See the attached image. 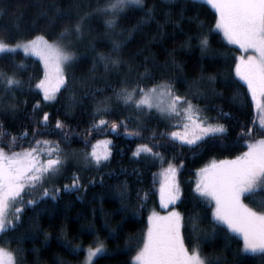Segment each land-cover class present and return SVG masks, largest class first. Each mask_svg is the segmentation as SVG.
Here are the masks:
<instances>
[{
	"label": "trees",
	"instance_id": "16d2710c",
	"mask_svg": "<svg viewBox=\"0 0 264 264\" xmlns=\"http://www.w3.org/2000/svg\"><path fill=\"white\" fill-rule=\"evenodd\" d=\"M105 2L0 0V39L15 43L43 35L70 45L75 56L65 67L66 87L56 99L45 103L35 88L43 75L40 61L20 50L0 54V72L15 73L22 81L13 91L0 85V126L8 133L0 145L6 146L11 136L26 129L28 139L18 140L12 151L34 145L32 129L47 112V131L39 129L42 134L35 139L58 143L68 159L61 173L46 177L43 185L50 192L60 189L57 198H41L43 188L26 194L25 201L36 199L37 203L25 207L13 230L0 233V246L16 254L18 264H82L84 247L102 243L105 251L92 264H131L142 246L149 210L159 206L162 173L172 162L174 166L183 164L176 175L180 199L170 206L182 215L185 246L191 251L198 245L201 256L219 258L220 264H264V253L237 254L242 247L238 237L226 240L218 229L214 238L206 239L215 227L213 205L201 201L193 191L197 168L210 159L241 154L246 150L244 140L237 139L241 129L246 131L253 122L256 129L260 126V115L247 87L235 76L237 49L214 30L215 11L199 0H144V11L130 9L115 28L106 26L105 17L90 15L79 37L69 31L61 38L65 29H72L81 16ZM148 8L152 9L151 19L144 14ZM204 35L209 41L207 51H202L199 43ZM114 41L120 43L116 50ZM101 55L118 58L121 63L109 64L106 69ZM125 82L129 90L135 84L147 89L170 83L177 94L202 110L201 115L222 123L226 131L197 145L172 140L174 124L168 117L154 109L137 110L117 98ZM38 101L40 107L34 110ZM97 107H106L107 112L96 114ZM101 118L107 124L97 130L93 125ZM57 120L64 123L63 131L56 129ZM113 122L118 124L115 131H111ZM102 138L111 142L110 155L99 166L76 163L70 156L91 151ZM260 138L258 132L251 137ZM144 144L160 158L144 153L134 156L138 145ZM74 175L79 176L81 187L66 190L64 186L72 184ZM261 199L264 193L244 202L256 207ZM193 217H198L196 232Z\"/></svg>",
	"mask_w": 264,
	"mask_h": 264
},
{
	"label": "snow or ice",
	"instance_id": "6c2138e0",
	"mask_svg": "<svg viewBox=\"0 0 264 264\" xmlns=\"http://www.w3.org/2000/svg\"><path fill=\"white\" fill-rule=\"evenodd\" d=\"M215 10L214 30L223 33L229 45H236L241 53L235 57V76L247 87L253 106L260 115V126L241 129L238 140H244L246 151L232 160L212 162L197 171L195 187L193 191L201 201L212 205L211 215L215 222L213 232L206 234L207 238H214L219 229L224 233L226 240L232 236L242 241V247L238 253L257 254L264 253V211H257L256 207L264 209V199L251 207L244 200L249 197L264 193V0H199ZM145 10L144 0H106L102 5L93 10L91 14L81 16L72 29H65L61 38L69 31L79 37L90 15L105 17V24L109 28H115L119 19L130 9ZM148 19L152 18V9L144 12ZM191 39V38H189ZM202 51L208 50V37L204 35L199 40ZM120 47V43L113 42V50ZM21 50L25 56L37 57L43 65L44 74L35 88L43 94L44 101L56 99V94L67 85L65 67L70 65L75 56L70 51V45H62L59 42L49 43L43 35H36L32 39L16 42L11 45L8 41L0 39V54L16 53ZM100 59L108 65H119L121 61L101 55ZM22 66V65H21ZM22 81L16 78V74L8 75L0 72V85L5 91H13L21 87ZM117 98L125 105H134L137 110L155 108L162 116L169 119L184 118L191 123L184 125L183 134L173 131L170 139L180 140L188 145H197L206 137L215 138L225 133L222 124L210 123L208 118H201L202 111L192 104L186 96L177 94L170 83L154 84L151 88L135 84L129 90L127 82L117 93ZM139 97V98H137ZM103 103V102H102ZM34 110L40 107L38 101L33 106ZM106 107H97L96 114L106 113ZM195 113V118L194 114ZM227 115V114H225ZM49 113L45 112L32 129V139L35 144L21 151H12L17 141L28 139L27 129L19 136H11L6 146L0 145V233L13 230L22 218V213L27 205H35L36 199L24 197L38 188H43L41 198L51 196L56 199V193L60 189L50 192L43 185L46 177L56 176L61 173L66 165V158L59 144L49 140L35 139L37 135L48 128ZM122 123V122H121ZM107 121L99 119L93 127L100 129ZM56 129L63 131L65 125L57 120ZM118 124L113 122L111 130L115 131ZM190 129V130H189ZM254 132L262 137L251 139ZM138 134V133H130ZM8 133L0 126V141ZM68 133L65 131L64 138ZM87 139V138H86ZM108 140L97 141L92 145L91 152H85L86 165L99 166L110 155ZM7 148V150H6ZM141 153L160 158V154L153 151L147 144L138 145L133 152L134 156ZM179 167L169 162L163 171V180L160 184V206L167 209L169 205H175L180 199V186L176 175ZM81 187L79 176L74 175L71 185H65L66 190ZM147 196V194H145ZM193 217V231H198ZM183 218L180 212L173 208L166 215H160L152 211L148 216V228L144 234L142 246L136 250L131 258V264H220V259L215 260L201 256L198 245L191 251L185 246L182 235ZM231 234V235H230ZM77 248L80 246L77 245ZM105 251L102 243L95 248H88L85 264H92L93 258ZM0 264H18L16 254L7 248L0 246Z\"/></svg>",
	"mask_w": 264,
	"mask_h": 264
},
{
	"label": "rangeland",
	"instance_id": "374dc122",
	"mask_svg": "<svg viewBox=\"0 0 264 264\" xmlns=\"http://www.w3.org/2000/svg\"><path fill=\"white\" fill-rule=\"evenodd\" d=\"M210 6V5H209ZM211 7V6H210ZM214 10V9H213ZM215 11V10H214ZM69 33V32H68ZM68 33H66L67 35H68ZM221 33V35L223 36V33L222 32H220ZM65 34V35H66ZM33 38V37H32ZM32 38H30V39H32ZM223 38H224V36H223ZM46 39V38H45ZM27 40H29V39H27ZM48 40V39H47ZM224 40L227 42V40L224 38ZM23 41H26V40H22V41H18V42H23ZM48 42L49 43H55V42H58V41H50V40H48ZM16 43V42H15ZM15 43H10L11 45H14ZM60 43V42H59ZM232 46H234L236 49H237V53H236V55L238 56V55H241V53H240V51H239V49H238V47L236 46V45H232ZM19 50V49H18ZM21 51V50H20ZM34 57V56H33ZM35 58H37V57H35ZM38 59V58H37ZM39 60V59H38ZM40 61V60H39ZM41 63V62H40ZM41 65H42V63H41ZM42 69H43V74H44V68H43V65H42ZM42 78H43V75H42ZM160 84V83H159ZM41 93V92H40ZM41 95H42V98H43V94L41 93ZM51 101H53V100H51ZM51 101H44L45 103H50ZM193 105H195L194 103H192ZM196 106V105H195ZM197 107V106H196ZM156 112H158L155 108H153ZM159 113V112H158ZM160 114V113H159ZM194 115V118H195V113L193 114ZM199 115L201 116V118H205L203 115H201V113H199ZM171 121H172V123L174 124V128H173V130L171 131V132H173V131H176V132H179V133H181V134H183L184 132H185V128H184V125L186 124V123H188V124H190L191 122L190 121H188V120H186L185 118H184V116H180L179 118H171L170 119ZM209 122L210 123H213V124H222V123H219V122H214V121H210L209 120ZM223 125V124H222ZM224 126V125H223ZM190 130V129H189ZM104 140H108L109 141V139L108 138H102L100 141H104ZM108 147H109V145H108ZM244 151H246V150H244ZM89 152H91V151H89ZM63 153H64V155H65V158H66V161H68V159H67V155H66V152L63 150ZM240 155V154H239ZM70 156L76 161V163H83L84 162V159H83V157H84V154H78V153H70ZM238 156V155H237ZM236 157V156H235ZM235 157H232V158H223V159H210V160H208L205 164H203L202 166H200L199 168H197L196 170H195V173H194V177H193V179H194V187H195V182H196V179H197V176H196V173H197V171L199 170V169H201V168H204V167H206L207 165H210L212 162H219V161H221V160H232V159H234ZM160 188V187H159ZM157 199H158V204H159V206H151V208H150V210H149V213H148V216L151 214V212L154 210V211H156L157 213H159L160 215H166L169 211H172L173 210V208H175V207H173V206H170L169 205V207L167 208V209H165V208H162L161 206H160V195H159V190H158V196H157ZM213 205V207H214V204H212ZM175 210L176 211H178L179 212V210L177 209V208H175ZM147 228H148V218H147ZM98 244H100V243H98ZM98 244L97 245H95V246H86V247H84V250H85V257H84V260H83V262H82V264H85V258H86V255H87V249L88 248H90V247H92V248H95V247H97L98 246ZM105 248V247H104ZM101 254V253H100ZM99 255V254H98ZM97 255V256H98ZM95 258V257H94ZM93 258V259H94Z\"/></svg>",
	"mask_w": 264,
	"mask_h": 264
},
{
	"label": "water",
	"instance_id": "95a60500",
	"mask_svg": "<svg viewBox=\"0 0 264 264\" xmlns=\"http://www.w3.org/2000/svg\"><path fill=\"white\" fill-rule=\"evenodd\" d=\"M112 131V130H111Z\"/></svg>",
	"mask_w": 264,
	"mask_h": 264
}]
</instances>
